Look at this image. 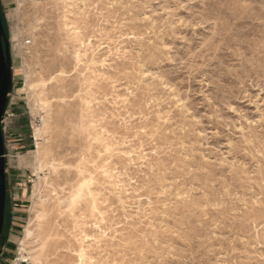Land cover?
Here are the masks:
<instances>
[{
  "label": "rangeland",
  "instance_id": "rangeland-1",
  "mask_svg": "<svg viewBox=\"0 0 264 264\" xmlns=\"http://www.w3.org/2000/svg\"><path fill=\"white\" fill-rule=\"evenodd\" d=\"M0 18V264H264V0H0Z\"/></svg>",
  "mask_w": 264,
  "mask_h": 264
},
{
  "label": "water",
  "instance_id": "water-1",
  "mask_svg": "<svg viewBox=\"0 0 264 264\" xmlns=\"http://www.w3.org/2000/svg\"><path fill=\"white\" fill-rule=\"evenodd\" d=\"M12 88L11 59L7 40L0 18V240L4 225L5 206V159L1 124L6 113L7 97Z\"/></svg>",
  "mask_w": 264,
  "mask_h": 264
},
{
  "label": "bare ground",
  "instance_id": "bare-ground-1",
  "mask_svg": "<svg viewBox=\"0 0 264 264\" xmlns=\"http://www.w3.org/2000/svg\"><path fill=\"white\" fill-rule=\"evenodd\" d=\"M51 46V45H50ZM53 48V47H52ZM40 134H41V130H37L36 131V137H39L40 136ZM38 164V163H37ZM40 165V164H39ZM41 215L40 214H37V216H36V227H40V224H39V222H40V220H41ZM35 229V228H34ZM32 231V233L29 235V236H27V237H30L31 235H33V229L31 230ZM37 235V234H36ZM25 236H26V234H25ZM35 237V236H34ZM24 238V237H23ZM40 238V237H39ZM36 239V238H35ZM36 241V240H35ZM34 243V242H33ZM21 245V244H20ZM28 245V244H27ZM23 246V245H22ZM41 246H42V244H41ZM41 246H40V248H41ZM24 249H22V251H23ZM31 250V249H30ZM30 252V251H29ZM38 251L37 250H35V254L37 253ZM26 256V255H25ZM31 259H33L34 261L36 260V259H38L36 256H34L33 258H31ZM35 263V262H34Z\"/></svg>",
  "mask_w": 264,
  "mask_h": 264
},
{
  "label": "built area",
  "instance_id": "built-area-1",
  "mask_svg": "<svg viewBox=\"0 0 264 264\" xmlns=\"http://www.w3.org/2000/svg\"><path fill=\"white\" fill-rule=\"evenodd\" d=\"M13 263L15 264H25V261H22L20 259H17V257L13 260Z\"/></svg>",
  "mask_w": 264,
  "mask_h": 264
},
{
  "label": "trees",
  "instance_id": "trees-1",
  "mask_svg": "<svg viewBox=\"0 0 264 264\" xmlns=\"http://www.w3.org/2000/svg\"><path fill=\"white\" fill-rule=\"evenodd\" d=\"M2 240V239H1ZM1 240H0V246H1Z\"/></svg>",
  "mask_w": 264,
  "mask_h": 264
}]
</instances>
